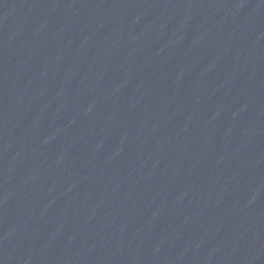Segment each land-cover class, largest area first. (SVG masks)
<instances>
[{"label":"water","instance_id":"water-1","mask_svg":"<svg viewBox=\"0 0 264 264\" xmlns=\"http://www.w3.org/2000/svg\"><path fill=\"white\" fill-rule=\"evenodd\" d=\"M0 264H264V0H0Z\"/></svg>","mask_w":264,"mask_h":264}]
</instances>
